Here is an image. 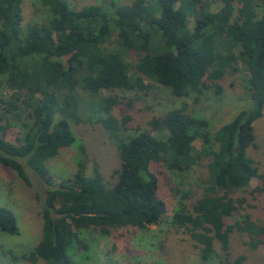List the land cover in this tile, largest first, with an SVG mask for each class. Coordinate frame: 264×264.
Returning <instances> with one entry per match:
<instances>
[{
    "label": "trees",
    "instance_id": "obj_1",
    "mask_svg": "<svg viewBox=\"0 0 264 264\" xmlns=\"http://www.w3.org/2000/svg\"><path fill=\"white\" fill-rule=\"evenodd\" d=\"M39 1L49 15L23 26V0H0V164L30 185L25 160L48 185L38 242L19 256L8 251L11 262L2 264H75L73 246L86 247L79 236L82 230L109 235L118 228L159 224L166 203L157 195L152 163L178 173L205 163V192L188 206L183 195L172 216L173 225L184 228L199 247L203 264H211L216 255L214 241L228 255L234 228L251 236L255 247L263 226L248 214L234 224L225 219L244 203L231 193L247 189L253 178L260 182L257 190H264V174L246 154L254 139L252 123L264 109V0L260 15L253 0H111L106 6L80 8L69 0ZM218 2L221 6L212 11ZM112 42L118 47L108 49ZM129 52L137 59L132 69L126 60ZM239 65L248 74L251 106L213 131L206 119L182 105L153 117L149 129L125 139L120 133L127 130L129 117L112 115L119 98L101 96L93 113L118 150L113 180H107L96 163L88 175L83 159L71 176L58 183L51 180L46 162L76 141L69 120H82L78 88L90 94L145 92L149 80L178 97L200 95L210 87L219 95L218 81ZM14 121L23 128L16 142L7 139ZM196 140L199 149L193 145ZM0 232L19 234L16 216L4 206Z\"/></svg>",
    "mask_w": 264,
    "mask_h": 264
},
{
    "label": "rangeland",
    "instance_id": "obj_2",
    "mask_svg": "<svg viewBox=\"0 0 264 264\" xmlns=\"http://www.w3.org/2000/svg\"><path fill=\"white\" fill-rule=\"evenodd\" d=\"M111 0H69L74 8L101 3L104 6ZM119 4H127L132 0H114ZM150 2L151 0H147ZM257 15L261 14L262 0L252 1ZM221 4L214 3L211 10H217ZM49 15L48 9L39 0H23L22 25L42 22ZM192 27V23L189 24ZM114 39V36L112 37ZM110 44V43H109ZM118 46L112 42L108 49ZM126 60L131 66L137 61L135 55L127 53ZM246 69L238 66L236 72L227 73L219 82L222 92L217 95L210 87L202 94H191L187 97L173 95L164 86L146 80L150 87L144 91L138 90H102L98 94H90L78 88L81 98L79 117L81 121L69 120L70 127L76 136V141L69 147L62 148L58 155L46 162L48 173L54 183L71 176L80 159L85 162V172L90 175L94 164L107 180H113L111 174L118 168L120 159L116 144L108 138L102 124L96 119L93 110L95 103L101 96L119 98V104L113 106L112 115L116 119L128 116L127 130L120 135L127 139L140 130L149 129L147 122L156 116L164 115L167 111L178 109L185 105L186 112L202 117L210 124V129L216 130L224 123L232 120L241 110L251 106L247 89ZM20 122L14 121L8 132L7 139L16 142V137L22 132ZM254 139L247 147L246 154L257 167L258 172L264 174V109L260 118L253 123ZM153 135L159 133L151 131ZM196 149L201 147L200 140L193 143ZM31 184L27 185L16 172L0 164V206L11 209L16 216L19 228L18 235L0 232V264L11 262L8 251L15 255L27 253L33 249L41 236V208L44 203V193L48 185L45 181L27 167L22 160ZM151 171L158 178L157 195L166 203V212L159 224L150 225L145 229H114L109 235H101L93 230H82L80 239L86 247L75 244L72 255L75 264H203L199 256V247L184 228L172 223V216L180 206L183 195L186 206L200 198L207 185L205 179L207 169L205 163L198 164L183 173L173 172L161 163H152ZM112 182V181H109ZM260 186L258 179L253 178L249 187L231 193V196L244 198V203L232 217H227V224H234L248 214L253 222L264 227V190H257ZM259 242L253 247L252 237L237 229L229 235L228 255L220 248L218 241H214L216 255L209 262L211 264H232L239 256V264H264V234L259 236ZM38 262V264H40ZM16 264H29L18 260Z\"/></svg>",
    "mask_w": 264,
    "mask_h": 264
}]
</instances>
